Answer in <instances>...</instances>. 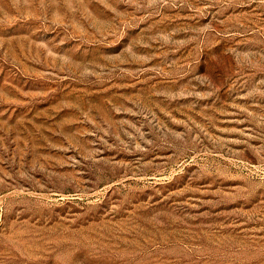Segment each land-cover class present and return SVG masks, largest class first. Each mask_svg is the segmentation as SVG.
Returning <instances> with one entry per match:
<instances>
[{
    "label": "rangeland",
    "instance_id": "1",
    "mask_svg": "<svg viewBox=\"0 0 264 264\" xmlns=\"http://www.w3.org/2000/svg\"><path fill=\"white\" fill-rule=\"evenodd\" d=\"M0 264H264V0H0Z\"/></svg>",
    "mask_w": 264,
    "mask_h": 264
}]
</instances>
